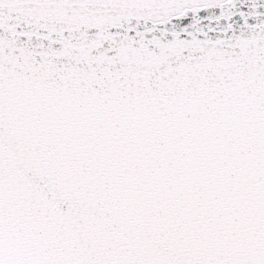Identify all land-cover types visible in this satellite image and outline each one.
Segmentation results:
<instances>
[{
    "label": "snow or ice",
    "instance_id": "1",
    "mask_svg": "<svg viewBox=\"0 0 264 264\" xmlns=\"http://www.w3.org/2000/svg\"><path fill=\"white\" fill-rule=\"evenodd\" d=\"M0 264H264V0H0Z\"/></svg>",
    "mask_w": 264,
    "mask_h": 264
}]
</instances>
